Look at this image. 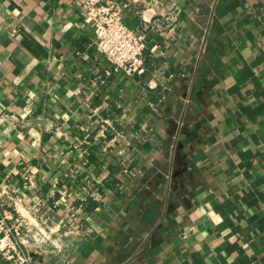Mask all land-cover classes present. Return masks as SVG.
<instances>
[{"label": "crops", "instance_id": "1", "mask_svg": "<svg viewBox=\"0 0 264 264\" xmlns=\"http://www.w3.org/2000/svg\"><path fill=\"white\" fill-rule=\"evenodd\" d=\"M117 1L141 73L0 0V218L28 264H264V0Z\"/></svg>", "mask_w": 264, "mask_h": 264}, {"label": "built area", "instance_id": "2", "mask_svg": "<svg viewBox=\"0 0 264 264\" xmlns=\"http://www.w3.org/2000/svg\"><path fill=\"white\" fill-rule=\"evenodd\" d=\"M122 7L123 5L117 0H83L82 2L85 17L93 26L97 51L105 57L113 69L133 75L141 73L144 69L145 36L124 23ZM0 226L5 230L4 235L0 237V253L7 258L6 264H28L31 256L20 247L21 240L18 238L20 230L17 225L6 227L5 216H2Z\"/></svg>", "mask_w": 264, "mask_h": 264}, {"label": "rangeland", "instance_id": "3", "mask_svg": "<svg viewBox=\"0 0 264 264\" xmlns=\"http://www.w3.org/2000/svg\"><path fill=\"white\" fill-rule=\"evenodd\" d=\"M50 237H47V242H48V248H51L52 246L50 245V244H52V242H51V240H48ZM65 238H67V237H65ZM40 241V240H39ZM42 242H44V240L42 241ZM46 242V243H47ZM33 253H35V252H33ZM48 254H50V253H48Z\"/></svg>", "mask_w": 264, "mask_h": 264}, {"label": "water", "instance_id": "4", "mask_svg": "<svg viewBox=\"0 0 264 264\" xmlns=\"http://www.w3.org/2000/svg\"><path fill=\"white\" fill-rule=\"evenodd\" d=\"M32 256H36V253H31Z\"/></svg>", "mask_w": 264, "mask_h": 264}]
</instances>
